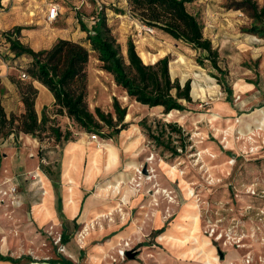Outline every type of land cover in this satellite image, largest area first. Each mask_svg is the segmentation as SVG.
Masks as SVG:
<instances>
[{
    "label": "rangeland",
    "instance_id": "374dc122",
    "mask_svg": "<svg viewBox=\"0 0 264 264\" xmlns=\"http://www.w3.org/2000/svg\"><path fill=\"white\" fill-rule=\"evenodd\" d=\"M49 1L1 0L0 100L7 113L23 111L17 85L30 80L26 69L29 58L15 55L4 35L15 26H22L34 32L24 36L22 29L19 38L35 50L49 48L58 38L87 47L89 109L99 107L115 117L113 100L117 98L121 106L127 107L130 117L124 119L128 124L119 134L108 138L105 129L102 137L85 131L65 114L58 113L54 103H48L46 115L62 132H70L68 141L57 142L48 133L41 140L22 133L0 139V253L20 257L15 264H61L60 254L74 264H204L183 260L176 248L159 239L161 234L171 231L173 224L181 223L178 220L188 201L183 188L190 187L200 229L194 236L210 242L217 259L214 264H264V125L256 122L257 115L253 114L264 106V38L247 31L252 20L241 8V0L186 3L188 11L202 24L204 36L218 50V63L226 71L224 77L231 87V96L218 84L220 72L213 71L208 60L203 66L197 63L203 53L142 24L131 13L126 0H91L83 4L81 0H53L62 12L52 23L45 20ZM256 1L260 7L264 5V0ZM100 16L106 19L123 56L131 39L139 55L145 56L144 63L168 56L172 80L178 79L181 84L190 80L191 88L195 82L206 89L204 96L190 91L191 103L182 100L187 108L179 110L185 113L184 122L167 120V113L160 106L148 107L129 98L113 76L101 69L83 29H89L92 18ZM22 72L27 74L25 79L21 78ZM195 73L200 75L199 79L194 78ZM245 83L252 84V90L238 92L235 85ZM209 87L214 88L207 90ZM39 97L48 101L44 95ZM41 110L37 112L39 116ZM212 113H217V117L210 121ZM168 124L177 126L180 133L171 132ZM161 128L167 130L162 139L168 147L158 145L151 137ZM71 143L82 144L84 168L90 148L99 143L110 144L117 151L119 166L106 181L120 182V193L116 202L107 206L100 203V208L93 210L101 212L99 215L112 212L103 230L101 220L93 212L89 218L82 214L99 183H105L103 176L91 184L79 183L78 204L81 198L84 200L78 213L71 215L65 208L63 171L66 148ZM169 148H174L178 155H173ZM166 163L176 166L174 179L166 174ZM129 164L133 165L132 170L126 171ZM40 173L50 188L47 203L43 202L45 189ZM129 188L137 189L135 194L142 198L133 194L126 203L121 202ZM158 189L168 200L157 193ZM133 199L137 200L131 205ZM44 204L50 212L46 217L44 212L37 213ZM65 221L69 241L62 243ZM93 221L97 230L80 241L78 234ZM127 251L134 252L133 257H128Z\"/></svg>",
    "mask_w": 264,
    "mask_h": 264
},
{
    "label": "trees",
    "instance_id": "16d2710c",
    "mask_svg": "<svg viewBox=\"0 0 264 264\" xmlns=\"http://www.w3.org/2000/svg\"><path fill=\"white\" fill-rule=\"evenodd\" d=\"M126 1L131 13L142 24L159 29L171 38L183 41L203 53L196 59L197 63L203 66L205 60H208L212 70L220 72L218 84L226 91L227 96H231V87L224 77L226 71H223L218 63V50L213 47L211 40L204 36L198 17L187 9L186 3L193 0ZM240 3L241 8L252 20L247 31L264 38V5L260 7L256 0H241ZM22 29V26H15L7 30L4 35L10 50L15 55L29 58V66L26 69L30 80L19 82L17 85L23 105L21 113H7L0 100L1 141L12 135L16 137L20 133L38 140L47 133L57 142L70 139V132H62L61 128L46 115L45 107L41 115H38L35 109L38 89L34 86V81H38L52 93L58 113L65 114L85 131L96 132L104 137L106 129L108 131L106 136L112 138L126 128L128 123L124 119L127 107L121 106L117 98L113 100L115 117L99 107L94 111L88 107L86 65L90 50L87 47L71 39L58 38L49 48L35 50L20 40ZM83 29L87 33L91 49L97 53L101 69L113 76L115 83L129 98L148 107L160 106L164 113L174 109H187L182 100L187 103L192 102L191 82L186 80L181 84L178 79H171L168 56L159 58L153 63H144L131 39L127 41L126 55L123 56L120 45L103 16L97 17L89 29L85 27ZM1 82L0 76V85ZM166 127L171 132L180 133L179 128L174 124H168ZM165 131L167 130L161 128L156 136L151 135V137L158 145L168 147V142L162 139ZM169 149L173 155H178L174 148ZM72 221L75 226L78 225L76 219ZM67 223L68 221H65L62 224L60 237L62 243L69 241ZM20 260V257L13 258L0 253V261H10L15 264ZM59 261L61 264H74L61 254Z\"/></svg>",
    "mask_w": 264,
    "mask_h": 264
},
{
    "label": "bare ground",
    "instance_id": "6f19581e",
    "mask_svg": "<svg viewBox=\"0 0 264 264\" xmlns=\"http://www.w3.org/2000/svg\"><path fill=\"white\" fill-rule=\"evenodd\" d=\"M141 56V55H140ZM142 60L145 61V56H141ZM195 79H199V74H194ZM238 89V92L243 91H250L252 90V84H236L235 85ZM214 87H209L207 90H211ZM200 93L201 96H204L206 94V89L204 87H201L197 83H192L191 88V94L198 95ZM185 113H182L179 110H171L166 115L165 118L167 120H175L177 122H184ZM254 115H257L255 117L256 122H260L262 125H264V106L257 109L254 113ZM204 116V115H203ZM129 113L126 114L125 118H129ZM217 113H212L209 116V120L212 121L216 119ZM259 123V124H260ZM81 143H71L66 148V159L64 162V171H63V177L66 182V190H65V199L64 204L67 212H69L71 215H74L78 209V188L80 186L79 183L81 181H86L91 183H94L97 178L103 176L105 183H99V186L97 187V192L94 194V196L90 197L86 204V208L83 211L84 218L87 216L90 217L91 212L92 214H95L94 216L97 217V219L102 223V226L100 228L103 230L105 229L104 222H108V216L113 215L111 213L107 214H101V212H95L96 209H99L98 206L100 203L101 205L107 206L108 204H112L115 200H117V196L120 193V182L117 184H113L111 181H106L107 177L109 175L111 176L119 166V162L117 161L118 154L116 149L107 143H99L98 146L90 148V152L88 154V164L84 168V159H83V147L81 146ZM131 164L128 165V168L126 171L132 170ZM164 169L167 175H169L171 178H175L177 174L176 166L165 164ZM85 170V172H84ZM139 173H142L138 171ZM83 174L85 176L83 177ZM40 176V181L42 182L44 186V199L43 202L47 203L49 202L50 197V188L48 183L45 180V177L43 174H38ZM103 181V182H104ZM140 183H137L139 186ZM101 185V186H100ZM122 189V188H121ZM185 197L187 203L185 204L183 208V212L179 217L178 221L175 224L172 225L171 231L161 234L159 236V239L162 240L167 246H171L177 249V252H179L180 258L183 260H198L199 262H202L204 264H214V262H217L216 257L212 254L213 248L208 240L205 238L199 239L194 234L200 233V229L198 227V214H197V207L195 205V202H193L192 196L194 195L192 192V189L190 187H184ZM123 190V189H122ZM137 189L129 188L127 192L124 193V196H121L120 199L121 202L126 203L133 194L134 196L137 195V198L142 196L140 194H135ZM162 190H157V193L159 195H162L164 199L168 198L166 197L165 193H162ZM137 199H133L131 201V205L136 203ZM166 200V201H167ZM116 202V201H115ZM168 202V201H167ZM169 203H173L172 201H169ZM121 205V204H119ZM170 206V204H169ZM96 208V209H95ZM94 210V211H93ZM43 213V216H49L50 212L46 208L45 204L40 206L37 209V213ZM103 212V211H102ZM45 216V217H46ZM159 214L156 215L158 217ZM169 217L171 215H168ZM87 218V219H88ZM111 225V223H109ZM138 224V223H137ZM108 225V224H107ZM110 225L109 228H110ZM136 226V225H135ZM96 229V224L93 221V224H86L83 228V230L78 234L80 241L84 239L85 236H88L90 234H93Z\"/></svg>",
    "mask_w": 264,
    "mask_h": 264
},
{
    "label": "crops",
    "instance_id": "0c3cea01",
    "mask_svg": "<svg viewBox=\"0 0 264 264\" xmlns=\"http://www.w3.org/2000/svg\"><path fill=\"white\" fill-rule=\"evenodd\" d=\"M33 32H34L33 29H28V28H24L22 30V34L24 36L30 35V33H33ZM34 86L38 89L37 101L35 103V108H36V111L38 112L40 109H43L46 104H48V103H54V97H53L52 93L44 85H42L38 81H34ZM40 95H44L45 99L48 100V101L40 100V97H39ZM22 135H25V134H22ZM83 200H84V198L83 199L81 198L80 203L78 204L77 213L80 211V209L82 207Z\"/></svg>",
    "mask_w": 264,
    "mask_h": 264
},
{
    "label": "built area",
    "instance_id": "2783aa9c",
    "mask_svg": "<svg viewBox=\"0 0 264 264\" xmlns=\"http://www.w3.org/2000/svg\"><path fill=\"white\" fill-rule=\"evenodd\" d=\"M4 0H2L3 3ZM91 0H81V3H88ZM77 9V8H76ZM101 8H99L100 11ZM62 12L61 7L59 4L53 2V0H50L47 5H46V11H45V20L49 23H52L53 21H55L58 16L60 15V13ZM94 21L95 19L92 18ZM148 31H153L151 28H146ZM27 77V74L25 72L21 73V78L25 79ZM92 137H97V134H93ZM182 149V148H181ZM138 186V185H137ZM124 251V250H123ZM122 251V252H123Z\"/></svg>",
    "mask_w": 264,
    "mask_h": 264
},
{
    "label": "water",
    "instance_id": "95a60500",
    "mask_svg": "<svg viewBox=\"0 0 264 264\" xmlns=\"http://www.w3.org/2000/svg\"><path fill=\"white\" fill-rule=\"evenodd\" d=\"M126 254H127V256H128V257H130V258H131V257H133V255H134V252L127 251V252H126Z\"/></svg>",
    "mask_w": 264,
    "mask_h": 264
}]
</instances>
